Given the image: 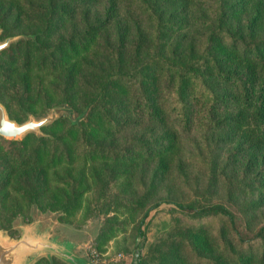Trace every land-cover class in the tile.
I'll list each match as a JSON object with an SVG mask.
<instances>
[{
  "label": "trees",
  "instance_id": "16d2710c",
  "mask_svg": "<svg viewBox=\"0 0 264 264\" xmlns=\"http://www.w3.org/2000/svg\"><path fill=\"white\" fill-rule=\"evenodd\" d=\"M0 29L35 36L0 51L9 117L76 116L0 137L26 211L99 216L102 247L165 203L134 264H264V0H0Z\"/></svg>",
  "mask_w": 264,
  "mask_h": 264
},
{
  "label": "water",
  "instance_id": "95a60500",
  "mask_svg": "<svg viewBox=\"0 0 264 264\" xmlns=\"http://www.w3.org/2000/svg\"><path fill=\"white\" fill-rule=\"evenodd\" d=\"M1 33L0 29V36ZM34 38L32 34L0 38V51L20 40ZM62 116L72 123L76 122L74 109L66 102L53 106L41 116L26 112V119L17 122L9 117L6 107L0 102V137L9 141H21L28 134L46 136L42 128ZM62 214V210L47 209L43 212L34 203L29 211L30 221L26 222L22 216L13 221L17 237L0 229V264H36L41 259L52 262L54 258L64 264H96L87 256L84 248L97 237L101 222L93 218L88 226L78 230L61 222L59 217Z\"/></svg>",
  "mask_w": 264,
  "mask_h": 264
},
{
  "label": "rangeland",
  "instance_id": "374dc122",
  "mask_svg": "<svg viewBox=\"0 0 264 264\" xmlns=\"http://www.w3.org/2000/svg\"><path fill=\"white\" fill-rule=\"evenodd\" d=\"M12 19L9 21H12ZM23 27L25 28L26 26L24 25ZM13 77L14 79H12L14 87L10 86V82L4 83L3 86H1L2 94L0 95V100H2V97H4L5 94L11 93L12 91L17 89V79L16 76ZM46 111L43 114L38 113L34 116L44 115ZM5 167L6 163H4V157L0 155V170L4 169ZM33 172L34 171L30 169L21 170L10 167L9 169H5L0 173V229L6 230L8 234L12 237L18 236L17 231L13 228L12 225L13 221L17 217L22 216L26 222L31 220V217L29 215L30 208L28 211H26L25 205L22 202V198L19 194V188L20 182H22L23 180L30 181ZM169 208L170 205L164 203L150 212L146 220V238L144 240L134 238L133 236H131V234L129 235V232H127L126 235L119 234L114 238L108 240L102 247H97L96 239L102 228L103 221L102 218L99 216L94 217L97 218L98 222H101V227L99 229L97 237L91 240L85 246L84 252L96 264H134L135 259L138 256V253L140 252V248L141 250L145 251L149 243L152 242L154 238H156L160 230L169 221ZM92 219L88 220L84 225L80 227H77L73 223L61 221L60 219L59 220L64 223H68L75 229L82 230L91 223ZM8 222H10L11 224V229L7 225ZM11 230L15 233L11 232ZM52 262L49 261L50 264H52Z\"/></svg>",
  "mask_w": 264,
  "mask_h": 264
}]
</instances>
